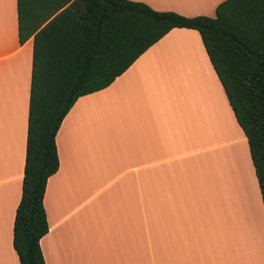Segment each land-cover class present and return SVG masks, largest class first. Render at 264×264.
<instances>
[{
    "label": "crops",
    "instance_id": "1",
    "mask_svg": "<svg viewBox=\"0 0 264 264\" xmlns=\"http://www.w3.org/2000/svg\"><path fill=\"white\" fill-rule=\"evenodd\" d=\"M133 1L212 17L222 0ZM30 69L15 0H0V264H18ZM54 140L44 264H264L246 138L195 29H170L109 85L79 96Z\"/></svg>",
    "mask_w": 264,
    "mask_h": 264
},
{
    "label": "trees",
    "instance_id": "2",
    "mask_svg": "<svg viewBox=\"0 0 264 264\" xmlns=\"http://www.w3.org/2000/svg\"><path fill=\"white\" fill-rule=\"evenodd\" d=\"M17 39L31 38L18 264H44L43 193L58 166L55 134L73 102L109 85L172 28L195 29L243 132L264 211V0H222L212 17L133 0H15Z\"/></svg>",
    "mask_w": 264,
    "mask_h": 264
},
{
    "label": "rangeland",
    "instance_id": "3",
    "mask_svg": "<svg viewBox=\"0 0 264 264\" xmlns=\"http://www.w3.org/2000/svg\"><path fill=\"white\" fill-rule=\"evenodd\" d=\"M251 178V177H250ZM249 181V179H247ZM251 180V179H250Z\"/></svg>",
    "mask_w": 264,
    "mask_h": 264
}]
</instances>
